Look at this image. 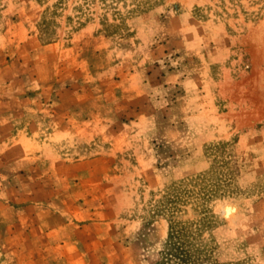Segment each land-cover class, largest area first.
<instances>
[{"label": "rangeland", "instance_id": "obj_1", "mask_svg": "<svg viewBox=\"0 0 264 264\" xmlns=\"http://www.w3.org/2000/svg\"><path fill=\"white\" fill-rule=\"evenodd\" d=\"M0 264H264V0H0Z\"/></svg>", "mask_w": 264, "mask_h": 264}]
</instances>
